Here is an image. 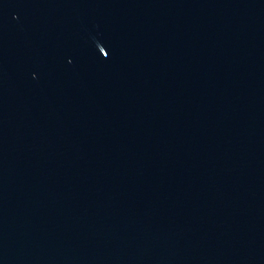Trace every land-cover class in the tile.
<instances>
[{"label": "water", "instance_id": "1", "mask_svg": "<svg viewBox=\"0 0 264 264\" xmlns=\"http://www.w3.org/2000/svg\"><path fill=\"white\" fill-rule=\"evenodd\" d=\"M0 264H264V121L139 0H0Z\"/></svg>", "mask_w": 264, "mask_h": 264}]
</instances>
